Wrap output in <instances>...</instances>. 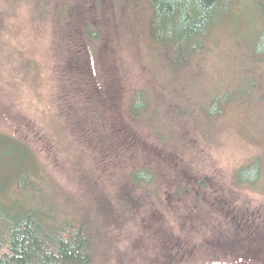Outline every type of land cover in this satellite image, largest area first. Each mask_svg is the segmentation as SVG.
Listing matches in <instances>:
<instances>
[{
  "label": "rangeland",
  "instance_id": "obj_1",
  "mask_svg": "<svg viewBox=\"0 0 264 264\" xmlns=\"http://www.w3.org/2000/svg\"><path fill=\"white\" fill-rule=\"evenodd\" d=\"M57 1L70 19L48 0H0V131L36 151L38 177L63 186L70 224L96 222L102 257L89 264H264V188L234 183L264 154L246 108L213 124L197 114L211 93L203 83L217 78L209 66L192 103L178 101L177 77L192 71L157 60L128 3L115 16V0ZM88 25L97 37L86 38ZM238 70L226 81H243ZM147 176L148 187L132 181Z\"/></svg>",
  "mask_w": 264,
  "mask_h": 264
},
{
  "label": "trees",
  "instance_id": "obj_2",
  "mask_svg": "<svg viewBox=\"0 0 264 264\" xmlns=\"http://www.w3.org/2000/svg\"><path fill=\"white\" fill-rule=\"evenodd\" d=\"M48 2L54 6V15L70 19L68 6H60L57 0L56 4ZM126 3L132 22L134 19L140 22L135 32L143 38V44L161 53L157 60L167 67L176 63L181 71H192L191 77L183 73L177 77L178 101L192 103L193 92L200 90L196 84L202 80L205 66H209L217 78L203 83L204 89H211V93L198 105L193 104L197 114L207 110L208 123L213 124L229 108L237 112V107L242 106L253 127L243 125L255 130L254 138L264 134V0H115V16L118 8L126 12ZM241 3L246 4L244 10ZM84 32L86 38L99 34L91 25ZM163 52L169 54L162 57ZM213 54L218 60L212 65L204 64L206 57ZM240 66L248 71L244 80L233 76L226 81V73L234 70L231 73L236 74ZM164 78L170 83L175 77ZM219 82L225 84L220 90ZM139 101L140 108L136 112L134 108L131 110L136 117L138 111L147 107L142 99ZM158 109L155 107L153 112ZM184 114L178 111L181 119L186 120ZM36 162L37 153L27 142L0 131V264H89L96 254L102 257L96 222L86 228L82 223L78 228L70 224L63 186L54 178L38 177ZM154 180L147 176L132 181L148 187ZM234 183L264 188V154L236 171ZM71 207L79 211L76 206Z\"/></svg>",
  "mask_w": 264,
  "mask_h": 264
}]
</instances>
